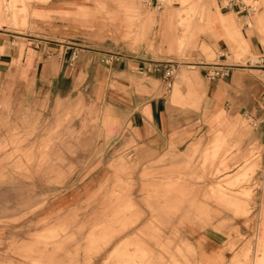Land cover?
<instances>
[{
  "label": "crops",
  "instance_id": "crops-1",
  "mask_svg": "<svg viewBox=\"0 0 264 264\" xmlns=\"http://www.w3.org/2000/svg\"><path fill=\"white\" fill-rule=\"evenodd\" d=\"M29 1L25 3L24 22L15 23L13 15L7 12L3 0H0V30H13L11 33L18 34L14 36L0 32V102L12 78L16 90L24 97L21 108L54 107L66 110L86 106L97 111L102 126L93 132L92 137L98 141L92 152L97 157L92 166L93 173H98L94 178L95 188L104 187L106 182L131 168L123 159L124 156L138 160L142 177L164 172L169 174L174 170L173 161L180 159V156L192 158L200 144L205 146L213 135L216 136L214 143L210 152H204L203 164L216 157L231 137L237 140L239 157L244 156L255 145L264 150V124L254 129L243 122H248V116L264 118V78L255 73L257 70L233 64L237 63V58L241 60L238 56L243 54L242 48L259 54L264 52L260 42L264 41V0L251 28L238 26L231 19L234 15L220 12L216 6L217 11H211L207 18L209 30L186 41L184 49L163 37L170 28H175L174 18L168 17V29L165 30V11L157 15L158 20L162 18L164 21L160 24L159 35H156L157 31L155 33L153 49L185 56L187 51L197 47L199 38L203 37L205 40L201 49L208 58L224 51L227 58L221 59V62L230 66L226 77L210 82L202 67L188 65L201 61L175 62L181 63L178 67L182 69H179L170 93L166 91L162 74L147 72L148 66L159 59L119 52L114 47L105 46L106 41L101 40L107 32L106 28H111L110 32L115 39L137 45L154 28L158 30V25L154 26L152 21L145 22L138 0H93L77 5L68 3L67 0H43L44 3H49L47 8L34 10H30ZM108 3L113 4L114 9L108 10ZM18 8L21 10L22 6ZM220 15L225 20V26L218 17ZM30 18L35 32L27 35L33 39L20 37L19 35H26L20 26L26 27ZM7 27L13 29H5ZM89 33L92 40L84 38ZM15 38L28 42H18ZM73 52H76L77 59L70 63ZM106 60L111 63L106 64ZM185 67L188 69H183ZM88 91H91L92 99L89 105L84 103V92ZM73 93H79L74 101L71 99ZM0 104L7 107L8 103ZM166 160H172V164L162 163ZM184 170L185 166L177 168L179 176L175 180L171 179L172 173L166 177L167 181L145 180L144 184L154 187L146 201L150 204L153 202L151 207L157 211V218L164 220L167 229L177 233L182 242L201 246L206 250L211 248L212 242L216 243V239H213L216 234L207 222L198 225L193 222L191 215L194 212L191 208L204 217L208 216L207 208L199 207L193 200L185 215H170L182 210L186 202V190L180 187L185 181ZM175 183L179 187L176 188ZM176 191L179 199L174 201L170 195ZM96 196L97 192H92L87 185L69 197H61L57 202L49 204L46 209L55 214L70 205L78 206L80 202L89 204ZM216 201L230 206L224 198ZM75 206L71 212L78 209ZM131 208H134L132 202L118 205L115 215ZM116 223L123 226L119 230L127 227L124 219ZM66 228L67 224L63 222L52 230L57 232ZM102 228L100 236L92 234L89 238L88 250H92L100 242H107L119 231L111 221ZM146 229L149 232L153 230L150 225ZM56 234L53 235L56 237ZM141 242L139 236L128 238L110 256L119 259L117 264H141L140 260L149 255ZM128 243L135 244L136 249L127 251ZM57 247L60 248L61 244H57ZM36 252L35 259L39 262L52 260L51 255L44 251ZM205 259H209V254L205 255ZM220 261L221 259L216 260L215 264Z\"/></svg>",
  "mask_w": 264,
  "mask_h": 264
},
{
  "label": "rangeland",
  "instance_id": "rangeland-1",
  "mask_svg": "<svg viewBox=\"0 0 264 264\" xmlns=\"http://www.w3.org/2000/svg\"><path fill=\"white\" fill-rule=\"evenodd\" d=\"M28 1L3 0L5 9L13 15L15 23L24 22L25 3ZM55 1L62 0H53ZM92 1L66 2L77 5ZM29 2L30 10L47 8L49 4L43 0ZM138 3L145 22L152 21L154 26L158 25V30L154 28L146 39L132 45L115 39L110 32L111 28H106L107 32L101 39L106 41L105 46L114 47L115 50L132 56L159 59L154 64L161 65H178L175 62H218L219 53L210 59L202 51L201 45L205 40L203 37L199 38L197 47L187 51L185 56L153 49L155 33L157 31L156 35H159L160 24L164 21L162 18L158 20L156 16L163 9L157 11L149 8L144 5L143 0H138ZM20 5L21 10L18 8ZM107 9H114L113 4L108 3ZM211 11H217L215 0H170L165 9V30L168 29L169 16L176 21L175 28H170L163 37L184 49L186 41L209 30L207 18ZM218 17L225 26L223 16ZM231 19L238 26H245L240 20L238 22L237 15ZM29 21L26 27L20 26L26 35L19 36L33 39L27 35L35 32L31 18ZM0 32L18 36L11 33L13 30ZM85 35L86 40H92L90 33ZM15 40L28 42L17 38ZM260 42L264 48V41ZM242 53L238 57L242 60L240 64L244 66L248 60L259 55V52L247 51V48H242ZM74 62L70 60V63ZM179 69L182 67L177 68L176 79ZM255 73L260 76L259 71ZM13 82L11 78L10 85L2 96L1 102L8 103L7 107L0 104V264H117L119 259L110 256V253L126 239L135 236L141 238L142 245L149 251V255L140 260L141 264H215L218 259H221L218 264H264L262 147L252 146L244 156L239 157V145L231 137L216 157L203 164L204 152H210L214 143L216 136L213 135L205 146L200 144L192 158L180 156V159L173 161L174 170L170 172L172 180L179 176L177 168L185 166V181L180 187L186 190V202L182 210L174 211L170 215H185L190 209V201L193 200L199 207L207 208L208 216L205 217L191 208L194 212L191 215L193 222L196 225L207 222L216 234L213 236L216 243L212 242L211 248L205 250L201 246L182 242L177 233L167 229L164 220L157 218V211L151 207L153 202L150 204L146 201L154 187L143 182L147 179L165 180L170 173L142 177L138 160L124 156L123 159L131 168L106 182L104 187L95 188L94 178L98 173H93L92 166L97 157L92 152L98 141L92 137L93 132L102 126L99 123V113L86 106L66 110L54 107L21 108L24 97L16 90ZM78 94L73 93L71 99L74 101ZM84 94V103L89 105L92 100L91 91ZM243 122L250 126L247 121ZM169 162L172 164V160L162 163ZM87 185L92 192H97L91 203L80 202L78 206L74 205L78 209H73L75 211L72 212V205L55 214L46 209L49 204L57 202L61 197H69ZM174 185L179 187L177 183ZM170 197L176 201L179 194L176 191ZM215 198L226 199L230 206L220 204ZM125 202H132L134 208L115 215L118 205ZM123 219L127 227L119 230L123 226L116 221ZM109 221L114 222L119 231L107 242H100L92 250H88L91 235L100 236L102 226ZM63 222L67 224L65 230H52L58 223ZM149 225L153 229L151 232L146 229ZM54 233H57L56 237ZM198 238L197 236V242ZM57 244H61V247L58 248ZM126 249L132 252L136 245L128 243ZM35 250L51 255L52 260L39 262L35 259ZM206 254H209L207 260Z\"/></svg>",
  "mask_w": 264,
  "mask_h": 264
},
{
  "label": "built area",
  "instance_id": "built-area-1",
  "mask_svg": "<svg viewBox=\"0 0 264 264\" xmlns=\"http://www.w3.org/2000/svg\"><path fill=\"white\" fill-rule=\"evenodd\" d=\"M260 0H216L217 7L223 12H234L238 19L247 26L248 22L259 12ZM145 6L160 11L163 9V0H143ZM227 58V53L221 51L218 55L217 65H205L201 64L205 71V77L208 81L214 82L219 79H223L228 75V68L230 66L221 62V59ZM77 54L73 52L70 60L76 61ZM106 64L111 63L110 60L105 61ZM163 68V70H162ZM178 65H161L153 64L148 66L147 72L162 74L164 83L166 85V91L170 93L176 80V71ZM246 68L256 69L260 72V76L264 78V52L255 57V59L248 60ZM163 71V73H162ZM249 125L257 129L264 124V118L255 119L254 117H247Z\"/></svg>",
  "mask_w": 264,
  "mask_h": 264
},
{
  "label": "bare ground",
  "instance_id": "bare-ground-1",
  "mask_svg": "<svg viewBox=\"0 0 264 264\" xmlns=\"http://www.w3.org/2000/svg\"><path fill=\"white\" fill-rule=\"evenodd\" d=\"M170 0H163V4H164V7H163V11H161V13L160 14H162L164 11H165V9H166V7H167V5H168V2H169ZM215 3H216V0H215ZM216 6H217V4H216ZM261 6H262V0H260L259 1V12H260V10H261ZM218 8V7H217ZM219 10V9H218ZM220 11V10H219ZM221 12V11H220ZM259 12L255 15V16H257L258 14H259ZM226 14H230V15H236L234 12H230V13H226ZM254 16V17H255ZM254 17L251 19V21H249L248 22V24H247V28H251L252 27V25H253V19H254ZM238 22H239V19H238ZM231 57H230V55H229V59H230ZM255 59V58H254ZM230 61V60H229ZM240 62H241V60H238L237 61V63H233V64H240ZM201 64H205V65H217V63H215V64H209V63H206V62H203V61H201L200 63H197V64H188L189 66H191V67H202V65ZM180 65H182L181 63H179L178 64V66H180ZM184 65H186V64H184ZM241 65H243V64H241ZM244 66V65H243ZM246 67V66H245ZM247 69H249V68H247ZM251 70H256V69H251Z\"/></svg>",
  "mask_w": 264,
  "mask_h": 264
},
{
  "label": "water",
  "instance_id": "water-1",
  "mask_svg": "<svg viewBox=\"0 0 264 264\" xmlns=\"http://www.w3.org/2000/svg\"><path fill=\"white\" fill-rule=\"evenodd\" d=\"M152 63H156V62H152Z\"/></svg>",
  "mask_w": 264,
  "mask_h": 264
}]
</instances>
